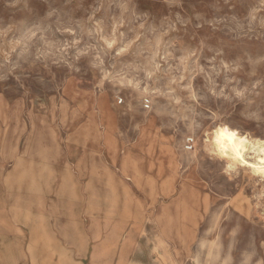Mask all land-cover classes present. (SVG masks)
<instances>
[{"label":"rangeland","instance_id":"obj_1","mask_svg":"<svg viewBox=\"0 0 264 264\" xmlns=\"http://www.w3.org/2000/svg\"><path fill=\"white\" fill-rule=\"evenodd\" d=\"M225 129L262 160L264 0H0V264H264Z\"/></svg>","mask_w":264,"mask_h":264},{"label":"bare ground","instance_id":"obj_2","mask_svg":"<svg viewBox=\"0 0 264 264\" xmlns=\"http://www.w3.org/2000/svg\"><path fill=\"white\" fill-rule=\"evenodd\" d=\"M218 144L215 145L217 146L218 149H220L222 152H224L225 154H229L233 157V161L237 162L240 166L242 167H247L251 170H254L255 168H257L256 166H258L259 161H262V168L264 170V156L262 158V160H260V158L255 159V162H249L246 159V152L247 150L249 151L248 146L252 145L250 148L252 150H256V148L254 146H256L258 143H251L249 141H246L245 143H243L242 145L237 142V143H232V145L228 146L227 148L222 147V145H228V142H217ZM258 152L256 151V154ZM262 154H264V147H262ZM234 163V162H232Z\"/></svg>","mask_w":264,"mask_h":264},{"label":"crops","instance_id":"obj_3","mask_svg":"<svg viewBox=\"0 0 264 264\" xmlns=\"http://www.w3.org/2000/svg\"><path fill=\"white\" fill-rule=\"evenodd\" d=\"M84 110L86 111V109ZM96 110L98 113V117L100 116L101 118V115L98 110V106L96 107ZM100 118L97 120L93 112L88 114L85 124H82L81 127L77 129V132L74 135L75 147L77 144L81 145V147H84L86 144H94L96 146L95 139L98 136L96 130H98L97 127H98V122L101 120Z\"/></svg>","mask_w":264,"mask_h":264},{"label":"built area","instance_id":"obj_4","mask_svg":"<svg viewBox=\"0 0 264 264\" xmlns=\"http://www.w3.org/2000/svg\"><path fill=\"white\" fill-rule=\"evenodd\" d=\"M143 107L145 109H148L149 108V101L148 100H144L143 102ZM184 148L186 151H192L193 148H194V141L192 138H188L185 140V145H184Z\"/></svg>","mask_w":264,"mask_h":264},{"label":"clouds","instance_id":"obj_5","mask_svg":"<svg viewBox=\"0 0 264 264\" xmlns=\"http://www.w3.org/2000/svg\"><path fill=\"white\" fill-rule=\"evenodd\" d=\"M225 133H227V129L224 130V132H221L220 135L221 137H224L228 140V145H222V147L227 148L228 146L232 145V138L235 137V133H228L227 136H225ZM246 141H244L243 139H241L239 141V143L242 145L243 143H245Z\"/></svg>","mask_w":264,"mask_h":264}]
</instances>
